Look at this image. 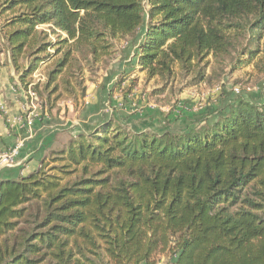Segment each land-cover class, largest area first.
<instances>
[{"label":"trees","instance_id":"trees-1","mask_svg":"<svg viewBox=\"0 0 264 264\" xmlns=\"http://www.w3.org/2000/svg\"><path fill=\"white\" fill-rule=\"evenodd\" d=\"M142 28L134 57L149 79L207 56L249 63L264 52V0H0V68L9 61L18 93L51 117L57 102L84 99L82 63ZM212 115L160 133L101 121L32 174L1 181L0 264H158L165 254L264 264V94H238Z\"/></svg>","mask_w":264,"mask_h":264},{"label":"rangeland","instance_id":"rangeland-1","mask_svg":"<svg viewBox=\"0 0 264 264\" xmlns=\"http://www.w3.org/2000/svg\"><path fill=\"white\" fill-rule=\"evenodd\" d=\"M146 23L147 20L144 28ZM44 31L48 32L47 26ZM143 32L142 28L134 36L108 39L109 57L95 65L82 63L86 95L77 106L63 100L52 110L51 118H62L59 125L64 136L47 160L63 150L70 138L83 130L89 132L101 121L110 120L114 126L117 122L130 132L184 131L193 127L201 116L214 114V110L238 94L254 99L264 94V52L249 63L244 56L238 62V53L234 52L222 59L207 56L190 73L175 68L174 75L166 82L147 78L136 66L134 57ZM49 40L54 42L55 36L50 35ZM244 46L245 42L241 41L238 51ZM199 69L204 70L203 79L197 76ZM43 73L42 68L32 75L35 82H44ZM28 95L31 98L28 103L37 102L35 96ZM213 118L212 115L210 119ZM173 259L165 254L157 260L158 264H172Z\"/></svg>","mask_w":264,"mask_h":264},{"label":"crops","instance_id":"crops-1","mask_svg":"<svg viewBox=\"0 0 264 264\" xmlns=\"http://www.w3.org/2000/svg\"><path fill=\"white\" fill-rule=\"evenodd\" d=\"M5 59L1 54V62ZM16 86L19 87L17 76L8 61L0 68V153L18 148V154L12 167L0 171V182L17 180L35 172L64 136L62 125H59L62 118H51L37 103H28Z\"/></svg>","mask_w":264,"mask_h":264},{"label":"built area","instance_id":"built-area-1","mask_svg":"<svg viewBox=\"0 0 264 264\" xmlns=\"http://www.w3.org/2000/svg\"><path fill=\"white\" fill-rule=\"evenodd\" d=\"M31 97L34 95L29 93ZM30 125V122H29ZM18 154V148H14L10 152L0 153V171L5 168H10L15 163V158Z\"/></svg>","mask_w":264,"mask_h":264}]
</instances>
